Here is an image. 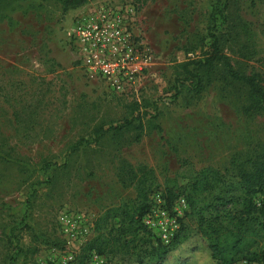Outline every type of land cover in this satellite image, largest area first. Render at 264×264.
<instances>
[{"label":"rangeland","instance_id":"374dc122","mask_svg":"<svg viewBox=\"0 0 264 264\" xmlns=\"http://www.w3.org/2000/svg\"><path fill=\"white\" fill-rule=\"evenodd\" d=\"M104 3L120 8L135 48L147 57L145 68L121 92L86 75L67 44L75 16ZM222 3L92 0L67 11L56 0L0 3V134L24 158L22 168L0 162V264H74L80 257L84 264H127L86 248L97 233L98 217L136 197L135 189L118 179L122 160L152 170L147 204L158 195L177 219L174 235L187 237L163 264H215L197 233L196 215L185 196L188 185L201 168L223 169L233 152L246 150L264 135V117L243 113L247 98L239 83L213 74L196 93L186 80H176L178 63L203 57L213 34L220 36L219 46L232 68L264 74V0H230L228 20L211 19L213 8ZM234 22L232 30L227 23ZM6 84L15 97L12 103L25 92L44 93L43 117L52 122L48 138L24 145L16 140L3 96ZM138 111L140 121L133 120ZM128 120L141 124L139 139V130ZM99 125L103 131L95 142ZM112 126L123 128L118 132ZM168 189L174 194L171 202ZM214 194L197 195L196 207L206 213ZM14 227L24 258L15 257ZM65 227L79 232L70 243ZM258 241L264 246V236ZM68 255L72 259L64 263ZM233 264L263 263L240 257Z\"/></svg>","mask_w":264,"mask_h":264},{"label":"trees","instance_id":"16d2710c","mask_svg":"<svg viewBox=\"0 0 264 264\" xmlns=\"http://www.w3.org/2000/svg\"><path fill=\"white\" fill-rule=\"evenodd\" d=\"M4 1L0 0V3ZM89 1L92 0H56L63 11L78 8ZM229 2L230 0H224L221 5L215 6L210 18L215 20L218 15L224 21L228 20ZM227 26L232 30L236 27L235 22L227 23ZM219 41L220 36L213 34L209 49L203 57L178 63L180 70L176 80H186L196 93L203 91L205 78L210 84L213 74L225 81L239 83L245 89L247 98L243 113L248 117H264V74L256 69L245 72L243 69L232 68L228 56L219 46ZM217 66L222 67L221 71L214 69ZM9 86L6 84L3 87L6 90L3 96L8 103L16 140L24 145L48 138L52 133V122L43 117L44 93L40 90L36 93L34 90L28 95L25 92L12 103L10 99L15 97H12ZM140 119L141 113L138 111L133 120ZM133 122L128 120L127 124L139 130L136 134V139H139L141 124L138 122L134 126ZM110 128L119 132L123 126ZM102 131V125L95 127V142L99 141ZM23 159L16 146L9 142V138L0 134V162L13 163L22 168ZM117 175L124 186L135 189L136 197L107 208L98 217L95 228L97 233L86 248L97 255L118 256L127 264H163L168 253L187 237H181L177 233L170 243L164 244L158 238L153 239L154 234L142 222V216L149 207L147 192L154 181L150 168H134L122 160ZM188 187L185 196L191 213L196 215L197 233L206 242L210 258L215 264H233L240 257L264 264V246L258 241L264 236V135L256 138L246 150L233 152L228 165L223 169L207 166L198 170ZM212 192L215 194L208 204L211 209L203 213L196 207L195 197ZM168 196L171 202L174 194L170 189ZM111 220L114 223L108 225ZM15 228H12L16 241L15 257L24 258L25 250L19 245ZM37 250L34 247L32 253ZM83 261L80 257L74 264H84Z\"/></svg>","mask_w":264,"mask_h":264},{"label":"built area","instance_id":"2783aa9c","mask_svg":"<svg viewBox=\"0 0 264 264\" xmlns=\"http://www.w3.org/2000/svg\"><path fill=\"white\" fill-rule=\"evenodd\" d=\"M67 44L75 54V62L86 75L98 77L111 90L121 92L133 83L136 72L145 68L146 55L137 50L128 33L121 10L115 4L104 3L80 12L67 32ZM184 206V199H179ZM143 223L157 231L159 240L168 244L178 229L176 217L170 215L157 195L143 217ZM67 242L76 238L78 231L65 227ZM97 258L96 254H93ZM72 259L68 255L63 261Z\"/></svg>","mask_w":264,"mask_h":264}]
</instances>
